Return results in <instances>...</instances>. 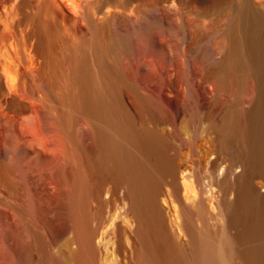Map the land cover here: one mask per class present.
I'll return each instance as SVG.
<instances>
[{"label": "bare ground", "instance_id": "bare-ground-1", "mask_svg": "<svg viewBox=\"0 0 264 264\" xmlns=\"http://www.w3.org/2000/svg\"><path fill=\"white\" fill-rule=\"evenodd\" d=\"M152 5L176 21L164 56L178 64L188 34L177 0H0V264H101L106 210L131 240L120 246L127 264H264V194L254 186L264 179V0L236 7L221 57L196 54L237 97L211 125L243 167L221 179L212 165L217 216L184 202L193 185L155 127L156 105L130 80ZM200 38L192 33L191 45ZM249 78L257 94L242 110ZM166 186L172 227L160 205Z\"/></svg>", "mask_w": 264, "mask_h": 264}, {"label": "rangeland", "instance_id": "rangeland-1", "mask_svg": "<svg viewBox=\"0 0 264 264\" xmlns=\"http://www.w3.org/2000/svg\"><path fill=\"white\" fill-rule=\"evenodd\" d=\"M245 1L177 0L182 4L181 12L177 15L182 17L188 34L184 43H177L178 50L182 44L185 47L183 61L178 64L164 56V48L169 44L168 33L178 31L177 24L173 23L176 21L165 24L160 9L152 5L144 9L138 24L135 76L130 80L141 94L150 98L156 105L153 111L156 118L155 127L158 133L172 143L169 155L174 159L178 174L184 173L193 185V189L183 195L184 202L191 207L203 202L213 216L218 214L222 191L210 177L212 165L219 163L217 173L221 179L226 176V171L234 168L240 172L243 167L221 151L218 135L211 130V125L237 97L233 88L223 89L218 78L208 76L209 65L199 63L196 54L201 48L207 54L217 53L220 57L224 54L225 30L232 23L236 7ZM147 21L154 23L151 29H148ZM195 31H199L201 35L198 46L191 45L192 33ZM262 69L264 75V62ZM244 87V93L239 98V107L248 110L256 98V82L249 78ZM128 104L134 105L131 97H128ZM176 104L181 108V115L177 114ZM254 186L258 193L264 194V179L256 178ZM164 194L160 198V205L166 211L168 224L172 227L176 205L173 203L170 186L165 187ZM234 197V192L229 195L231 200H234ZM39 207L46 210L55 206ZM106 211L108 214L106 212L102 227L105 234L101 236L103 239H98L97 242L102 251L101 258L105 259L101 264H127L123 253L120 252V246L129 249L131 240L129 237L120 238L118 223L112 225L110 211ZM51 218H54L53 213ZM219 221L220 219H214L212 223ZM106 246L109 253L105 250Z\"/></svg>", "mask_w": 264, "mask_h": 264}]
</instances>
